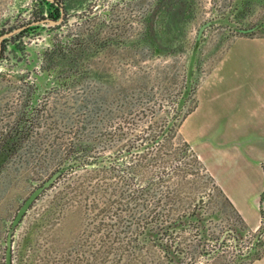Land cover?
Here are the masks:
<instances>
[{
  "label": "rangeland",
  "instance_id": "1",
  "mask_svg": "<svg viewBox=\"0 0 264 264\" xmlns=\"http://www.w3.org/2000/svg\"><path fill=\"white\" fill-rule=\"evenodd\" d=\"M158 1L65 0L55 29L16 33L39 4L0 0V264L62 170L14 264H255L264 224L243 228L191 142L230 112L209 78L231 43L264 38V0Z\"/></svg>",
  "mask_w": 264,
  "mask_h": 264
},
{
  "label": "crops",
  "instance_id": "2",
  "mask_svg": "<svg viewBox=\"0 0 264 264\" xmlns=\"http://www.w3.org/2000/svg\"><path fill=\"white\" fill-rule=\"evenodd\" d=\"M227 49L207 88L223 90L230 112L217 117V132L194 125L191 146L243 228L256 233L264 219V38L240 39ZM261 240L255 264H264Z\"/></svg>",
  "mask_w": 264,
  "mask_h": 264
},
{
  "label": "water",
  "instance_id": "3",
  "mask_svg": "<svg viewBox=\"0 0 264 264\" xmlns=\"http://www.w3.org/2000/svg\"><path fill=\"white\" fill-rule=\"evenodd\" d=\"M54 1V0H50ZM63 15L64 11L62 9V17H60L58 20H53V19H44L39 22H35L33 26H38L40 28H45V27H51V26H56L60 24L63 21ZM209 24L204 25L201 30L200 34L203 32V30L209 26ZM23 29L16 30L17 32H21ZM253 29L251 30H240L241 33H249L252 32ZM10 35V34H9ZM7 35V36H9ZM0 51H1V46H0ZM63 174L62 171H58L55 173L52 177H50L43 185L38 187L29 197L28 199L24 202V204L21 206L19 209L15 219L12 222V227L11 230L8 233V237L6 240V253H5V264H14V231L15 229L22 223L24 217L26 214L29 212L33 204L39 199V197L46 191L48 190L56 181L57 179ZM262 238V237H261Z\"/></svg>",
  "mask_w": 264,
  "mask_h": 264
},
{
  "label": "flooded vegetation",
  "instance_id": "4",
  "mask_svg": "<svg viewBox=\"0 0 264 264\" xmlns=\"http://www.w3.org/2000/svg\"><path fill=\"white\" fill-rule=\"evenodd\" d=\"M36 2L39 4V6L38 7L36 6L34 8V10L31 13V17H32L31 21H27L28 23L25 25L27 27H24V29L21 32H24L26 30H27V32L29 30H33L34 27H31V26H33V24L35 22H39V21L44 20V19L58 20L60 17H62V9L64 11V15H63V21H64V18L66 16L65 12H66V6H67L65 0H54V1H50V0H36ZM46 3L48 5L47 9L49 10V12H47V13L45 12V9H44V6H45ZM60 24H58V25H60ZM56 26H51L49 28L50 29H55L54 27H56ZM36 27H38V26H36ZM16 30H19V28L14 29V31H16ZM6 47H7V45H5V43H4L3 44V48L4 49H2V51L6 50ZM0 54H1V51H0ZM1 55H4V54H1Z\"/></svg>",
  "mask_w": 264,
  "mask_h": 264
},
{
  "label": "trees",
  "instance_id": "5",
  "mask_svg": "<svg viewBox=\"0 0 264 264\" xmlns=\"http://www.w3.org/2000/svg\"><path fill=\"white\" fill-rule=\"evenodd\" d=\"M172 1H174V0H159L158 3H163V4H165V5H170V3H172ZM189 1H190V0H181V3H180L181 6H180V7H187ZM232 18H234V15H232ZM231 23H232V22H231ZM233 23H234V21H233ZM233 23H232V24H233ZM239 26H240V25H239ZM240 30H242V29H240ZM187 146H188V145H187ZM75 161H76V162L73 163V164L71 165V167H75L77 164L81 163V161H78V160H75ZM79 166H80V165H79ZM62 171H64V170H62ZM62 175H63V174H62ZM209 177L211 178L210 175H209ZM59 178H60V177H59ZM59 178H58V179H59ZM58 179H57V180H58ZM211 179H212V178H211ZM212 180H213V179H212ZM54 184H55V183H54ZM54 184H53V185H54ZM53 185H52L49 189H51V188L53 187ZM49 189H48V190H49ZM46 191H47V190H46ZM46 191H45V192H46ZM45 192H44V193H45ZM44 193H43V194H44ZM221 193H222V192H221ZM43 194H42V195H43ZM42 195H41V196H42ZM41 196H40V197H41ZM223 197H224V196H223ZM224 198H225V197H224ZM225 201H227L226 198H225ZM227 203H228L229 207L231 208V212H232V211L234 212V210L232 209L230 203H229L228 201H227ZM234 214H235V213H234ZM198 220H199V219H198ZM196 221H197V220H196ZM197 225H198V229L200 228V233H201V234L204 233V235H205V234L207 233V228H206V230H205V226H206V225H205V226L202 225V227H204V230H203L202 232H201L202 228H201V223H200V221L197 222ZM174 226H178V225L176 224V225H174ZM235 231H236V230H235ZM234 233H235V232H234ZM263 234H264V233H263ZM231 236H234V235L231 233ZM205 237H206V235H205ZM258 241H259V243H258V244H259V245H258V246H259V247H258V248H259V253H258V255H257L255 258H251V260H250L251 262H252V259H254V262H255L256 260L260 259L261 256H262V240L258 239ZM254 250H255V249H254ZM237 257H240V256L237 255ZM248 258H250V257H248ZM240 259H241V258H240Z\"/></svg>",
  "mask_w": 264,
  "mask_h": 264
},
{
  "label": "built area",
  "instance_id": "6",
  "mask_svg": "<svg viewBox=\"0 0 264 264\" xmlns=\"http://www.w3.org/2000/svg\"><path fill=\"white\" fill-rule=\"evenodd\" d=\"M264 205V204H263ZM263 224H264V219H263Z\"/></svg>",
  "mask_w": 264,
  "mask_h": 264
}]
</instances>
